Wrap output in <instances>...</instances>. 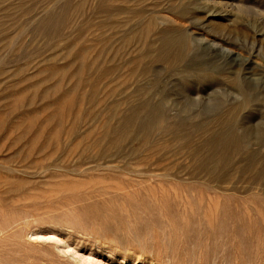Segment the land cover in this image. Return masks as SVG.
<instances>
[{
    "label": "rangeland",
    "instance_id": "rangeland-1",
    "mask_svg": "<svg viewBox=\"0 0 264 264\" xmlns=\"http://www.w3.org/2000/svg\"><path fill=\"white\" fill-rule=\"evenodd\" d=\"M263 107L264 0H0V264H264Z\"/></svg>",
    "mask_w": 264,
    "mask_h": 264
},
{
    "label": "bare ground",
    "instance_id": "bare-ground-1",
    "mask_svg": "<svg viewBox=\"0 0 264 264\" xmlns=\"http://www.w3.org/2000/svg\"><path fill=\"white\" fill-rule=\"evenodd\" d=\"M181 33V32H180ZM179 33V34H180ZM179 37V36H178ZM183 37H184V39H185V36L183 35ZM182 37V38H183ZM167 38V37H166ZM165 38V39H166ZM194 38V37H193ZM174 40V39H173ZM176 40V39H175ZM179 41H181V40H179ZM183 41V40H182ZM197 41V40H196ZM170 42V41H169ZM176 42V41H175ZM174 42V43H175ZM185 43V42H184ZM165 44V43H164ZM199 44V43H198ZM194 45V44H193ZM202 45V44H201ZM170 46V45H169ZM174 46V45H173ZM192 46V45H191ZM168 47V46H167ZM193 47V46H192ZM195 47V46H194ZM193 47V48H194ZM184 49H185V47H183ZM199 48V47H198ZM203 48V47H202ZM217 48V47H216ZM201 50V49H200ZM213 51H214V49H213ZM216 51V50H215ZM198 52V51H197ZM217 52V51H216ZM215 52V53H216ZM199 53V52H198ZM226 53V52H225ZM228 53H229V51H228ZM155 54V53H154ZM153 54V55H154ZM230 54V53H229ZM189 55V54H188ZM195 55V54H194ZM201 55H203V54H201ZM159 56V55H158ZM171 56V55H170ZM187 56V55H186ZM200 56V55H199ZM200 57H202L203 58V56H200ZM159 59V58H158ZM171 60V59H170ZM201 60H203V59H201ZM189 62H190V60H188ZM187 61V62H188ZM200 61V60H199ZM181 62V61H180ZM180 62H179V64H180ZM170 64V63H169ZM185 64H187V63H185ZM183 65V64H182ZM193 65V64H192ZM190 66V65H189ZM177 67V66H176ZM191 67V66H190ZM212 67V66H211ZM210 67V68H211ZM215 67V66H214ZM213 68V67H212ZM187 69V68H186ZM214 69V68H213ZM174 70H175V68H174ZM177 70V69H176ZM189 69H187L186 71H188ZM191 70H194V69H192L191 68ZM190 71V70H189ZM188 71V72H189ZM197 70H195V72H196ZM199 71V70H198ZM203 71H206V70H203ZM207 71H209V70H207ZM167 72V71H166ZM194 72V73H195ZM210 72H212V71H210ZM180 73V72H179ZM178 73V74H179ZM217 73V72H216ZM182 74V73H181ZM200 74H202V72L200 73ZM219 74V73H218ZM199 75V74H198ZM214 76H215V74H214ZM217 76V75H216ZM234 76V75H233ZM236 76V75H235ZM203 77V76H202ZM145 78V77H144ZM182 78V77H181ZM219 78H221V77H219ZM183 79V78H182ZM150 80V79H149ZM159 80V79H158ZM157 80V81H158ZM143 81V80H142ZM222 81V80H221ZM133 82V81H132ZM139 82V81H138ZM193 82V81H192ZM238 82L239 81H235V83L236 84H238ZM241 82V81H240ZM166 83V82H165ZM220 83V82H219ZM149 84V83H148ZM154 84V83H153ZM196 84V83H195ZM223 84V83H222ZM235 84V85H236ZM239 84H241V83H239ZM244 85V84H243ZM197 86V85H196ZM238 86V85H237ZM155 87V86H154ZM235 88H236V86H234ZM240 87V86H239ZM174 88V87H173ZM218 88V87H217ZM244 88H245V86H244ZM247 88V87H246ZM245 88V89H246ZM256 88V87H255ZM255 88H251V90H252V92L251 93H253V92H255ZM159 89V88H158ZM201 89V88H200ZM243 89V88H242ZM242 89L240 88V90H241V92H242ZM248 89V88H247ZM259 89V88H258ZM139 90H141V89H137L136 91H139ZM164 90V89H163ZM237 90V89H236ZM254 90V91H253ZM113 93V92H112ZM129 93V92H128ZM194 93V92H193ZM198 93V92H197ZM238 93V92H237ZM110 94H111V92H110ZM130 94V93H129ZM195 94H196V92H195ZM199 94V93H198ZM242 94H245V93H242ZM241 94V95H242ZM152 96H154L153 94H151ZM215 95V94H214ZM240 95V94H239ZM241 95H240V97H241ZM255 95V94H254ZM168 96V95H167ZM217 96V95H216ZM243 96V95H242ZM125 97H126V95H125ZM245 97V96H244ZM244 97H241V100L239 101V104H241V105H243L245 102H246V100H245V98ZM131 98V97H130ZM210 98V97H209ZM214 98V97H213ZM138 99V98H137ZM206 99V98H205ZM249 99V98H248ZM225 100V99H224ZM252 100V99H251ZM250 100V101H251ZM115 101V100H114ZM157 101H159L158 99L156 100V102ZM212 101V100H211ZM234 101H236V100H234ZM253 101V100H252ZM151 103V102H150ZM161 103V102H160ZM226 103V102H225ZM224 103V104H225ZM258 103V102H257ZM260 104V103H259ZM135 105V104H134ZM226 105V104H225ZM249 106V105H248ZM262 107V106H261ZM106 108V107H105ZM246 108V107H245ZM252 108V107H251ZM186 109V108H185ZM226 109V108H225ZM255 109V108H254ZM263 109H264V107H263ZM246 110V109H245ZM244 110V111H245ZM256 110V109H255ZM115 111V110H114ZM176 111V110H175ZM102 112V111H101ZM172 112V111H171ZM222 112V111H221ZM106 113V112H105ZM177 113V112H176ZM176 113H175V115H176ZM190 112H188L187 114H189ZM193 113V112H192ZM241 113V112H240ZM164 114V113H163ZM162 114V115H163ZM169 114V113H168ZM191 115V114H190ZM195 115H196V113H195ZM211 115V114H210ZM214 115V114H213ZM240 114H238L237 115V117L236 118H238V116H239ZM174 116V115H173ZM185 116H187V115H185ZM212 116V115H211ZM241 116V115H240ZM107 117V116H106ZM187 117H189V116H187ZM204 117V116H203ZM206 117V116H205ZM243 118V117H242ZM108 119V118H107ZM182 119H185V117H183L182 116ZM206 119V118H205ZM241 119V118H240ZM207 120V119H206ZM209 120V119H208ZM180 121V120H179ZM178 121V122H179ZM199 121V120H198ZM210 121V120H209ZM189 122V121H188ZM235 122V121H234ZM233 122V123H234ZM170 123V122H169ZM205 123V122H204ZM179 125L181 124V123H178ZM183 124L185 125V123L183 122ZM187 124V123H186ZM189 124H191V123H189ZM202 124V123H201ZM196 125V124H195ZM200 125V124H199ZM187 126V125H186ZM234 126V125H233ZM237 126V125H236ZM236 126H234V128L236 127ZM197 127V126H196ZM200 127V126H199ZM225 127V126H224ZM238 127H239V125H238ZM241 127V126H240ZM179 128V127H178ZM180 128H182L181 126H180ZM185 128V127H184ZM201 128H202V126H201ZM211 128V127H210ZM228 128V127H227ZM232 128V127H231ZM230 128V129H231ZM177 129V128H176ZM199 129V128H198ZM178 130V129H177ZM183 130V129H182ZM182 130L180 131V132H182ZM201 130V129H200ZM241 130V133H242V129H240ZM173 131H176V130H173ZM192 131V130H191ZM197 131V130H196ZM205 131V130H204ZM215 131H217V130H215ZM225 132L223 133H220V144H221V146L223 147L224 145L225 146H227L229 143H231V142H233L234 140H235V135L236 134H234V132L233 131H227V130H224ZM142 132V131H141ZM170 132H172V131H170ZM179 132V133H180ZM188 132V131H187ZM190 133V132H189ZM194 133V132H193ZM201 133V132H200ZM110 134V133H109ZM172 134H174V133H172ZM116 135V134H115ZM182 135H183V133H182ZM181 135V136H182ZM213 135V134H212ZM239 135V134H238ZM244 135V134H243ZM247 135H250V134H245V136H247ZM190 136V135H189ZM219 136V135H218ZM260 136V135H259ZM262 136H263V134H262ZM131 137V136H130ZM193 137V136H192ZM205 137V136H204ZM240 137H241V134H240ZM176 138H177V136H176ZM176 138H174V139H176ZM187 138V137H186ZM239 138V137H238ZM242 138V137H241ZM251 138V137H250ZM249 138V139H250ZM258 138H260V137H258ZM263 138V137H262ZM262 138H260V140L262 139ZM197 139V138H196ZM212 139V138H211ZM190 140V139H189ZM192 140V139H191ZM258 139L256 138V141H257ZM260 140H258V141H260ZM202 141H204V140H202ZM236 141H237V137H236ZM249 141V140H248ZM180 142H181V140H180ZM184 142V141H183ZM200 142V141H199ZM182 143V142H181ZM180 143V144H181ZM198 143V142H197ZM212 143V142H211ZM255 143V142H254ZM261 144L263 143V142H260ZM175 144V143H174ZM196 144V143H195ZM205 144V143H204ZM216 144V143H215ZM259 144V143H258ZM264 144V143H263ZM206 145V144H205ZM211 145V144H210ZM188 146V145H187ZM192 146V145H191ZM207 146V145H206ZM224 146V147H225ZM233 146V145H232ZM241 146V145H240ZM253 146H255V145H253ZM186 147V146H185ZM228 147V146H227ZM256 147H257V145H256ZM175 148V147H174ZM255 148V147H254ZM262 148H264V147H262ZM250 149H252V148H250ZM256 149V148H255ZM258 149V148H257ZM260 149V148H259ZM130 150V149H129ZM199 150V149H198ZM213 150H215V149H213ZM242 150V149H241ZM241 150H239V151H241ZM260 150H263V149H260ZM170 151V150H169ZM195 151V150H194ZM193 151V152H194ZM201 151V150H200ZM205 151V150H204ZM203 151V152H204ZM230 151V150H229ZM251 151V150H250ZM256 151V150H255ZM198 152V151H197ZM257 152H259L258 150H257ZM132 153V152H131ZM185 153V152H184ZM213 153H215V152H213ZM217 153V152H216ZM215 153V154H216ZM238 153V152H237ZM253 154H255V152H252ZM178 154V153H177ZM195 154H197V153H195ZM214 154V155H215ZM220 154V153H219ZM260 154V153H259ZM183 155V154H182ZM181 155V156H182ZM189 155V154H188ZM191 155V154H190ZM189 155V156H190ZM201 155V154H200ZM227 155V154H226ZM228 155H230V154H228ZM256 155H257V153H256ZM256 155H252V156H256ZM207 156V155H206ZM219 156V155H218ZM217 156V157H218ZM241 156V155H240ZM239 156V157H240ZM258 156V155H257ZM188 157V156H187ZM194 157V156H193ZM193 157H191V158H193ZM216 157V158H217ZM224 157V156H223ZM229 157V156H228ZM238 157V156H237ZM237 157H236V159H235V161L237 160ZM246 157H248V156H246ZM185 158V157H184ZM209 158H212L211 156L209 157ZM225 158V157H224ZM227 159V158H226ZM247 158H245V160H246ZM253 159H255V158H253ZM261 159V162L258 164V167L256 166L255 168H254V166H253V163H252V161H254V160H251V159H247V162L245 163V161L243 162V163H245V166H244V168L246 169V170H253L254 171V173H255V175H257L259 178H264V155H262V157L260 158ZM228 160V163H229V159H227ZM210 161V160H209ZM208 161V162H209ZM211 161H212V159H211ZM226 161V160H225ZM239 161V160H238ZM238 161H237V163H238ZM257 161H258V159H257ZM207 162V161H206ZM223 162H224V160H223ZM240 162H241V160H240ZM210 163V162H209ZM233 163V162H232ZM243 163L241 164L242 166H243ZM256 163V162H255ZM204 164H206V163H204ZM204 164H202V165H204ZM230 165V164H229ZM96 166H98V165H96ZM194 166H196V165H194ZM223 166H225V165H223ZM234 166V165H233ZM101 167V166H100ZM231 167V166H230ZM96 168V167H95ZM178 169L180 168V166L179 167H177ZM190 168V167H189ZM200 168H201V166H200ZM233 168V167H232ZM230 169V168H229ZM237 169V168H236ZM239 169V168H238ZM183 170V169H182ZM231 170V169H230ZM233 170V169H232ZM241 170H242V167H241ZM74 171V170H73ZM79 171H81V170H79ZM176 171V170H175ZM192 171V170H191ZM206 171H207V168H206ZM221 171V170H220ZM190 172V171H189ZM197 172V171H196ZM201 172V171H200ZM199 172V173H200ZM205 172V171H204ZM208 172H210V171H208ZM238 172H240V170H238ZM246 172V171H245ZM187 173V172H186ZM185 173V174H186ZM207 173V172H206ZM243 173V172H242ZM250 172H248V174H249ZM162 174V173H161ZM184 174V175H185ZM205 174V173H204ZM203 174V175H204ZM215 174V173H214ZM239 174V173H238ZM165 174H163V176H164ZM168 175V174H167ZM166 175V176H167ZM210 175V174H209ZM243 175V174H242ZM241 175V176H242ZM250 175H251V173H250ZM173 176V175H172ZM217 176V175H216ZM168 177H170V176H168ZM224 176H222V178H223ZM237 177V176H236ZM180 178V177H179ZM182 178V177H181ZM188 178V177H187ZM216 178V177H215ZM248 178H250V176L248 177ZM174 179H176V178H174ZM183 179H185V178H183ZM190 179V178H189ZM192 179V178H191ZM194 179V178H193ZM227 179V178H226ZM253 179V178H252ZM195 180H197V179H195ZM245 180H246V178H245ZM244 180V181H245ZM264 180V179H263ZM262 180V181H263ZM212 181V180H211ZM210 181V182H211ZM226 181V180H225ZM256 181V180H255ZM223 183V182H222ZM261 183V182H260ZM256 184V183H255ZM261 185V184H260ZM262 186V185H261ZM30 236H33V237H35V238H39V237H44V236H47V238H54L55 237V235H52L51 233H48V234H44V233H41V232H38V231H35V232H30ZM55 241H57V242H59L60 241V239L59 238H56L55 239ZM63 245V244H62ZM69 246V244H65L64 245V247H68ZM73 250V249H72ZM76 251V250H75ZM80 258V257H79ZM85 260V259H84ZM87 263L88 264H100V262L97 260V259H95V258H88L87 260ZM103 263V262H102Z\"/></svg>",
    "mask_w": 264,
    "mask_h": 264
}]
</instances>
